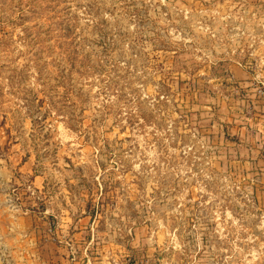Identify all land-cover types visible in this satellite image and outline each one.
<instances>
[{
    "label": "rangeland",
    "instance_id": "rangeland-1",
    "mask_svg": "<svg viewBox=\"0 0 264 264\" xmlns=\"http://www.w3.org/2000/svg\"><path fill=\"white\" fill-rule=\"evenodd\" d=\"M0 264H264V0H0Z\"/></svg>",
    "mask_w": 264,
    "mask_h": 264
}]
</instances>
